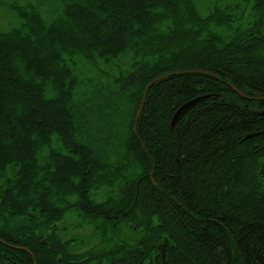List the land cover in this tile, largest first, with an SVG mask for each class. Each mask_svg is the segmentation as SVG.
Wrapping results in <instances>:
<instances>
[{"label": "trees", "instance_id": "trees-1", "mask_svg": "<svg viewBox=\"0 0 264 264\" xmlns=\"http://www.w3.org/2000/svg\"><path fill=\"white\" fill-rule=\"evenodd\" d=\"M50 1L0 29V264H264V0Z\"/></svg>", "mask_w": 264, "mask_h": 264}, {"label": "rangeland", "instance_id": "rangeland-1", "mask_svg": "<svg viewBox=\"0 0 264 264\" xmlns=\"http://www.w3.org/2000/svg\"><path fill=\"white\" fill-rule=\"evenodd\" d=\"M34 4H36V0H31ZM24 2V0H0V29L1 30H8L10 28H13L17 25H19L20 20L16 19L12 12L8 9V6L11 4H19L21 5ZM54 0H51L50 3L43 8V14L46 18L50 17V14H52V11L50 10L52 7ZM224 3L232 4V0H223ZM58 2H54L56 5ZM251 11V9H248V12ZM248 14V13H246ZM93 72V71H91ZM28 75H32V73H29ZM108 76V75H107ZM261 164V174L263 178V185H264V158L260 160ZM11 172V170H10ZM62 224V223H61ZM61 230H64L63 238L65 240H69L71 238L78 239L77 242L71 244L70 250L72 251H84L85 249L89 248L90 246L96 244L97 238L95 237L93 231L88 227H75L74 225L78 224V221L76 219L75 215H72L68 217L65 222L61 225ZM165 248V242L162 243L160 250L163 251Z\"/></svg>", "mask_w": 264, "mask_h": 264}]
</instances>
